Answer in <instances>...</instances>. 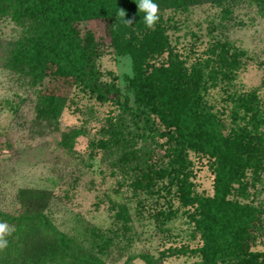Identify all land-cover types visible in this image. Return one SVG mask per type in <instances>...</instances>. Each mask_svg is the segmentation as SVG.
I'll list each match as a JSON object with an SVG mask.
<instances>
[{
  "label": "trees",
  "instance_id": "trees-1",
  "mask_svg": "<svg viewBox=\"0 0 264 264\" xmlns=\"http://www.w3.org/2000/svg\"><path fill=\"white\" fill-rule=\"evenodd\" d=\"M240 1L153 0L159 6L158 20L149 28L146 13L138 9L139 0H0V17L8 16L22 29L8 50L5 66L28 76L32 84L42 85L35 102L39 120L56 122L77 88L100 103L111 102L128 111L141 133L147 128L165 138L162 158L134 165L138 173L131 185L158 196L174 195L179 207L173 208L169 197L165 199L168 206L159 208L156 217L166 222L183 208L201 243L191 248H169L156 259L146 253L139 255L150 264L178 254L197 257L186 264H264V248H258L264 246V208L249 199V188L261 181L264 171V132L260 128L264 124L263 101L255 89L228 94L233 102L229 110L232 125L226 128L204 97L218 81L234 78L245 51L216 40L207 51L214 57L187 64L171 43L169 24L162 14L167 9L186 10L203 2L221 6L224 13ZM120 9L126 11L125 17L119 15ZM96 20L106 23L111 52L130 58L131 74L125 77L124 93L115 76L102 79L99 41L92 29L84 28L85 23ZM127 128L122 118H107L104 131L109 137L94 145L109 148L129 144L134 135ZM80 134L73 129L63 135L60 144L71 147ZM189 152L206 159L213 175L211 194L195 191ZM134 156L125 151L121 159ZM0 216L12 224L11 235L26 234L23 249L28 248L26 239L30 244L28 233L44 235L33 242V250L30 246L22 261L13 254L18 243H8L0 254V264H31V260L33 264H105L58 230L41 209L15 217L0 211ZM113 216L126 228L127 206L120 204ZM47 235H53L54 240H47ZM108 242L105 239L98 245L99 250Z\"/></svg>",
  "mask_w": 264,
  "mask_h": 264
},
{
  "label": "rangeland",
  "instance_id": "rangeland-1",
  "mask_svg": "<svg viewBox=\"0 0 264 264\" xmlns=\"http://www.w3.org/2000/svg\"><path fill=\"white\" fill-rule=\"evenodd\" d=\"M230 9L223 13L221 6L203 2L186 10L167 9L162 13L169 24V39L187 64L197 58L214 57L215 54L207 51L216 40L228 41L245 51L234 78L218 81L204 95L207 104L222 117L226 128L232 125L229 110L233 102L227 98L228 94L255 89L263 101L261 114L264 115V85L261 84L264 79V0H242ZM105 26L100 20L84 24V28L94 31L102 50L98 59L102 79L108 81L115 76L124 93L125 77L131 74L130 58L111 52ZM21 33V27L8 16L0 17V211L15 217L41 209L58 230L73 237L105 264H150L139 255L146 253L156 259L169 248L199 245V234L183 208L166 222L156 217L159 208L168 206L165 199L169 197L172 207H179L174 195L158 196L154 192L135 190L131 185L138 173L134 165L145 159L160 160L166 147L165 138L147 128L141 133L128 111L111 102L100 103L77 88L70 93L68 104L56 122L39 120L35 115V102L42 85L32 84L28 76L5 66L8 50ZM130 104H133L131 98ZM223 110L225 112L220 113ZM107 118H122L128 132L134 135L133 141L109 148L95 146L99 139L109 137L104 131ZM260 128L264 132V124ZM73 129L80 130L81 134L73 139L71 147L62 146L63 135ZM125 151L136 156L123 161L121 155ZM188 156L193 162L190 179L195 183V191L211 194L213 175L206 159L192 152ZM249 193V199L264 208V171L261 181L254 188L250 187ZM120 204L128 207L126 228L113 216ZM0 222L12 226L1 216ZM25 236L6 237L11 245L18 243L13 254L21 261L25 260L30 246L33 250V242L44 237L42 233L39 236L28 233L30 244L26 239L28 248L23 249ZM46 237L54 240L53 235ZM105 239L108 245L99 250L98 245ZM4 251L5 248L0 250V254ZM195 259L197 257L178 254L151 264H186Z\"/></svg>",
  "mask_w": 264,
  "mask_h": 264
},
{
  "label": "clouds",
  "instance_id": "clouds-1",
  "mask_svg": "<svg viewBox=\"0 0 264 264\" xmlns=\"http://www.w3.org/2000/svg\"><path fill=\"white\" fill-rule=\"evenodd\" d=\"M139 11H143L146 13L144 20L147 27L152 28L154 27L155 23L158 20V11L159 6L156 3H153V0H139L138 3ZM119 15L121 17L126 16V11L123 9L119 10ZM127 24H131V20H125ZM14 229L10 227L6 222H0V250L4 249L8 245V240L6 239L7 236H10Z\"/></svg>",
  "mask_w": 264,
  "mask_h": 264
}]
</instances>
